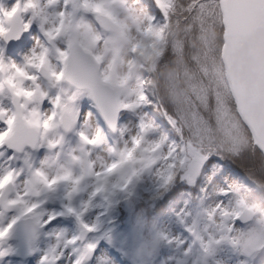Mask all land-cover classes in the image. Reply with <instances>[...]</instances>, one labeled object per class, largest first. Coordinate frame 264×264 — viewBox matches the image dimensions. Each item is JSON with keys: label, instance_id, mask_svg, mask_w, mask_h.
I'll use <instances>...</instances> for the list:
<instances>
[{"label": "rangeland", "instance_id": "374dc122", "mask_svg": "<svg viewBox=\"0 0 264 264\" xmlns=\"http://www.w3.org/2000/svg\"><path fill=\"white\" fill-rule=\"evenodd\" d=\"M151 1L155 2L156 10H150V0H96L103 5L109 13V20L116 26V33H107L99 28L96 17L84 9L82 0H32L36 8L22 14L24 22L29 24L23 40L16 46H8L0 39L3 61L7 65H23L25 58L33 50L39 51L38 45H42L48 49L46 67L59 71L63 65L57 58L56 48L66 50L69 43L78 41L87 51L101 57L103 72H107L114 81L123 82L119 89L121 100L135 103L139 85L155 71V53L143 52L141 56V52H133V48L143 46L145 39L148 40L151 35L156 43L161 44L165 38L171 40L176 32L172 24L163 23L164 14L157 0ZM17 2L0 0V8L10 10ZM25 2L19 0L21 6ZM60 12L66 13L67 23L56 40L50 43L44 33L58 24ZM139 60L143 62L141 67L137 62ZM170 71L162 69L159 78L166 77ZM4 75L0 73V78ZM152 82L155 83V80ZM36 83L40 90L48 93V98L41 104L43 111L50 110L51 99L60 95L62 102L76 113L77 121L69 132L61 127L49 133V139L63 137L55 148H48L44 142L34 150L25 148L18 154L7 146L0 147V171L9 166L21 170V185L29 178L30 171L37 169L54 175L63 168H70L74 175H80L81 168L73 162L74 156L95 161L97 166L101 162L118 161L120 150L131 147V137L137 134L141 119L157 126L154 132L147 135V140L163 137L169 145L181 143L179 135L160 124L151 106L134 111L120 110L118 124L112 131L99 116L87 92H77L65 80L53 87L52 82L41 74ZM10 97L4 86L0 93V106L14 111ZM5 127L0 123V131ZM81 131L89 137L99 135L100 143L95 146L84 144L79 135ZM240 149L239 154H206L207 159L198 167H193L189 159L164 187H161L157 174L160 165L141 173L139 164L130 163L122 164L113 174L109 190L96 195H92L96 185L91 177L85 178L81 191L71 200L66 197L68 186L61 184L55 191L33 198L34 202H42L38 211L44 214V220L50 215L55 218L50 223L39 224L42 229L32 256L26 261L20 260L16 257L18 243L8 240L6 247L10 251L0 257V264H42L49 250L54 248L61 249L55 264H128L119 255L120 250L127 247L131 264H264V250L248 254L241 251L233 240L237 229L243 230L249 225L242 226L238 224L239 219L232 220L231 216L225 220L221 214V209H227L232 214L240 213L234 206L242 204L254 205L264 212V200L252 193V186L240 178L227 160L234 157L245 163L247 158L250 159L252 145L243 137ZM252 154L260 163L259 155ZM14 155L16 159L10 160ZM137 155L142 154L138 152ZM127 180L130 183L125 190L111 188L112 184L124 185ZM152 193L156 198L148 199L146 194ZM85 203L88 204L87 210L79 218L67 211L69 206L80 210ZM218 205L220 208H217ZM210 212L213 213L211 218ZM14 215L16 210L7 212L2 222L6 224ZM229 226L231 231L227 230ZM131 227H135L133 232ZM81 232L86 233L83 243L79 242ZM221 236L226 239L213 243ZM157 237L160 242L152 248L151 242ZM90 251L94 255L90 262H85Z\"/></svg>", "mask_w": 264, "mask_h": 264}, {"label": "snow or ice", "instance_id": "6c2138e0", "mask_svg": "<svg viewBox=\"0 0 264 264\" xmlns=\"http://www.w3.org/2000/svg\"><path fill=\"white\" fill-rule=\"evenodd\" d=\"M82 3L101 26L109 22V13L101 3L96 0H82ZM157 4L164 14L163 23L172 24L176 32L171 40L165 38L163 43L151 46L155 71L139 85L135 103L121 100L119 89L123 82L114 81L100 70V56L92 53L80 56L73 51L71 43L66 50L56 48L63 65L59 71L46 67L48 49L42 45H38L39 51L33 50L25 58L23 65L5 64L0 48V73L5 74L0 78V93L7 85L15 109L10 111L0 106V123L6 125L0 131V147L21 153L26 146L37 148L46 142L48 148H55L63 137L49 139V133L61 127L69 131L75 125L77 115L62 102L60 95L51 99L50 110L41 109L48 98V93L36 83L41 73L53 87L67 78L77 92L87 89L110 127H116L120 110L151 106L160 124L181 138L180 144L170 145L163 137L149 141L147 135L157 126L141 119L137 134L131 137V147L120 150L118 161L101 162L97 166L95 161L74 156L73 162L81 168L80 175H74L70 168L54 175L37 169L30 171L29 178L21 185V170L4 168L0 171V257L10 251L6 242L19 221L39 225L55 218L50 215L44 220V214L38 211L42 202H34L33 198L53 192L61 184L68 186L66 197L71 200L81 191L85 178L91 177L96 185L92 195H96L109 190L113 174L122 164L130 163L139 164L141 173L160 165L157 174L164 187L189 159L193 167H198L207 159L206 154H239L241 137L264 153V0H157ZM35 8L32 0H26L22 6L18 0L10 10L0 8V39L5 42L19 39L29 27L22 14ZM65 17L66 13L60 12L58 24L44 33L50 43L65 29ZM139 47L135 46L133 52ZM162 69L171 71L159 78ZM79 135L86 145L95 146L101 140L99 135L89 137L84 131ZM138 152L142 155L138 156ZM9 159L15 160L16 156ZM128 183L130 180L124 185L112 184L111 188L125 190ZM87 207L86 203L80 210L69 206L67 211L79 218ZM10 210H16V215L5 224L3 218ZM212 214L209 213L210 218ZM221 214L225 220L240 216L239 212L232 214L227 209H221ZM227 230L231 231V226ZM225 239L221 236L213 243ZM60 251V248L50 249L42 264H55Z\"/></svg>", "mask_w": 264, "mask_h": 264}, {"label": "water", "instance_id": "95a60500", "mask_svg": "<svg viewBox=\"0 0 264 264\" xmlns=\"http://www.w3.org/2000/svg\"><path fill=\"white\" fill-rule=\"evenodd\" d=\"M99 26H100V28H102L107 33H112V32L113 33H116L117 32L116 26L110 20H109V22L105 26H101L100 24H99ZM22 38H23V32L21 33L19 39H13V40H9L7 42L4 41V42L8 46H14V45L18 44L22 40ZM72 49H73V51L76 54H78L80 56H86V55H88V53H90V52L86 51L78 41L73 42ZM99 67H100V70H101V66L100 65H99ZM41 77L44 78V77H47V76L45 74L41 73ZM65 81L67 83H69L73 88L76 89L75 85H73L67 78L65 79ZM7 89H8V87H7ZM8 91H9V89H8ZM79 91H88V90L87 89H80ZM93 101H94V99H93ZM94 104H95V101H94ZM12 106H13V104H12ZM95 106H96V104H95ZM13 108H14V106H13ZM96 108H97V106H96ZM120 113H121V111L118 113L116 126H117L118 121H119V118H120ZM101 116H102V114H101ZM102 119L104 120V122L107 124V126L112 131H114L116 129V127L115 128L110 127L109 124L107 123L106 119L103 116H102ZM69 131H66V132H69ZM7 148L10 151H13L14 152L13 149H11L9 147H7ZM25 148H28V149H31V150H34L35 149V148L28 147V146H26ZM21 153H18V154H21ZM262 154L264 156V153H262ZM12 212H14V210L8 211V213H12ZM250 223H251L250 221L243 220L240 217V224H242V225H248ZM41 229L42 228L39 225H37V224H35V223L31 222V221L25 222L24 220H21V221H19L17 223V226H16V228H15V230H14V232H13V234H12V236H11V238L9 240L16 241L18 243V248L16 250V256L20 260L26 261V260H28L32 256V250H33L34 246L36 245L37 236L40 233ZM85 238H86V233L85 232H81L80 233V237H79L80 243H83L85 241ZM93 253L94 252L90 251L87 254V256L85 257V261L86 262H90V259L94 255Z\"/></svg>", "mask_w": 264, "mask_h": 264}, {"label": "trees", "instance_id": "16d2710c", "mask_svg": "<svg viewBox=\"0 0 264 264\" xmlns=\"http://www.w3.org/2000/svg\"><path fill=\"white\" fill-rule=\"evenodd\" d=\"M148 2V0H145ZM155 2L150 0V10H156ZM155 37L151 35L150 38L145 39L146 43H143L144 45L139 47L138 50L141 52V56H143L144 53H151L154 54L152 50V45L153 43H156V40L154 41ZM144 41V42H145ZM137 50V51H138ZM144 52V53H143ZM139 66L143 64L142 60L137 61ZM252 152L255 154H258L260 157L261 162L258 163L257 159L253 156ZM260 152L252 147L251 154H249L250 159L247 158L248 160H245V163H241L238 160H236L234 157L232 159L227 160L231 163V165L234 167V169L237 171L241 179H244L246 183H248L250 186H252V193L254 195H257L259 198L264 200V157L259 154ZM152 194H146V197L148 199H152L153 197L156 198V196H152ZM133 229L135 230V227H131V230L133 232ZM129 230V229H128ZM134 234V233H133ZM128 248V247H127ZM127 248H123L120 250V256L124 257V262L131 264V258H129L128 253H126Z\"/></svg>", "mask_w": 264, "mask_h": 264}, {"label": "clouds", "instance_id": "9594fccd", "mask_svg": "<svg viewBox=\"0 0 264 264\" xmlns=\"http://www.w3.org/2000/svg\"><path fill=\"white\" fill-rule=\"evenodd\" d=\"M241 213V218L251 223L246 229H237L233 234V240L239 249L248 254H255L264 250V212L249 204L234 206ZM259 212V215H258ZM159 238L153 239L151 247L159 244Z\"/></svg>", "mask_w": 264, "mask_h": 264}]
</instances>
